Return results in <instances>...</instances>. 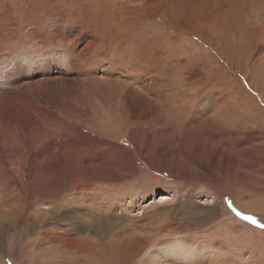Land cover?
<instances>
[{
	"label": "rangeland",
	"instance_id": "1",
	"mask_svg": "<svg viewBox=\"0 0 264 264\" xmlns=\"http://www.w3.org/2000/svg\"><path fill=\"white\" fill-rule=\"evenodd\" d=\"M82 2L0 0V264H56L49 234L70 237L69 264H186L187 250L192 264H264V228L221 195L264 224V0ZM60 46L79 51L69 62ZM133 90L161 109L133 117ZM63 126L130 156L93 145L99 158L58 164L47 146ZM149 188L170 195L134 216Z\"/></svg>",
	"mask_w": 264,
	"mask_h": 264
},
{
	"label": "snow or ice",
	"instance_id": "2",
	"mask_svg": "<svg viewBox=\"0 0 264 264\" xmlns=\"http://www.w3.org/2000/svg\"><path fill=\"white\" fill-rule=\"evenodd\" d=\"M79 7L81 10H86L88 8V4L86 0L82 2ZM53 48H56L57 45L53 44ZM62 48L61 55L71 62L72 57L75 56L76 52L79 51L78 48L72 49L71 51H68L67 49L63 48V46H60ZM86 59V58H84ZM92 61H87L86 63H75V67L77 70L81 72L85 71H92ZM6 68H0V71H4ZM199 73L198 72H193L191 74V79H197L199 78ZM183 75L181 76V79H184ZM180 81H177L179 83ZM247 85V82H245ZM167 87L170 89V94L173 96L175 99L179 94L177 93L176 89L171 85L168 84ZM155 94V92L153 93ZM143 104V97L135 92V90L130 91L126 97V106L127 109L130 113H132L133 117L137 114L139 109L141 108ZM222 110H230L231 105L228 103V98H224V103L221 105ZM59 123V122H57ZM72 132V129L68 128L67 126L63 127H58L54 132L51 133L49 139L50 143L47 146L48 151H51L52 149H57L58 152L55 154V159L58 164H64L66 161L67 162H72L76 163L81 160H87V159H92V158H99V157H94L93 152L91 150V146L97 145L99 147H105L109 148L112 150V152L116 153L117 155L121 156L125 160L128 159L130 154L124 152V148H116L114 145H108V144H103L102 142L95 141L89 139L87 136H80L78 139H73L70 135ZM109 153H104L105 156H107ZM39 171H44V169H39ZM205 183H208L209 188H212L215 184V178L211 173L209 174L208 180L205 181ZM188 185L185 184L184 188H187ZM184 189H181V192H183ZM219 191V189H217ZM133 195H137L136 193H133ZM170 195V193H165L162 192L159 189H156L153 191L151 188L147 189L145 192H142L137 195V199L133 203V207L130 209L132 214L135 215H140L138 212V209L136 205H143L147 206L148 202L151 200H157L160 197H165L167 198ZM205 194H201L199 196L196 195H189L187 198H182L178 201L177 206H176V211H180L182 209H186L188 207V203L192 200H199L200 203L202 204H211L212 201L210 199H205ZM223 196L224 204L229 209L232 211L236 216L241 217L243 220L247 221L248 223L255 225L259 228H264V224L258 223L256 219H254L251 216H243L237 209L235 208L233 204V200L228 197L227 194L221 193ZM131 199V196L129 197ZM163 203V201H161ZM120 209L117 208L116 211H119ZM162 211H168L167 209H163ZM197 211L208 213V214H213L217 215L218 214V209L217 208H204V209H197ZM76 213L75 212H69L66 214L64 219L70 224V225H75L77 221L75 220ZM192 255L191 250H187L185 252L186 256V264H192V261L190 259ZM151 259V258H150ZM148 264V262H146ZM153 264H158V262L154 261Z\"/></svg>",
	"mask_w": 264,
	"mask_h": 264
},
{
	"label": "bare ground",
	"instance_id": "3",
	"mask_svg": "<svg viewBox=\"0 0 264 264\" xmlns=\"http://www.w3.org/2000/svg\"><path fill=\"white\" fill-rule=\"evenodd\" d=\"M56 43H58V42H56ZM40 56H41V55H40ZM148 75H149V74H148ZM107 81H108V80H107ZM147 81H148V80H147ZM95 82H96V81H95ZM152 82H153V81H152ZM113 83H115V82H113ZM153 84H154V83H153ZM162 84H163V83H162ZM108 85H109V84H108ZM117 86H118V85H117ZM108 87H109V86H108ZM112 87H113V86H112ZM114 87H115V85H114ZM114 87H113V88H114ZM109 88H110V87H109ZM113 88H112L111 90H113ZM115 88H116V87H115ZM162 88H163V87H162ZM107 90H110V89H107ZM114 90H116V89H114ZM114 92H115V91H114ZM165 93H166V92H165ZM109 94H110V93H109ZM115 94H116V93H115ZM158 94H159V93H158ZM163 97H164V96H163ZM165 98L168 99L169 96H166ZM165 98H164V99H165ZM176 98H177V100H176V99H173V96H172V97L170 98V100H169V99H168V100L171 101L173 105H174L173 101H176V102H175V105H178V103H179V105H181L182 102H180V99H178V97H176ZM180 98H182V97L180 96ZM108 99H109V98H108ZM156 99H157V98H156ZM114 100H115V99H114ZM158 100H159V99H158ZM148 101H149V100H148ZM152 101H153V100H152ZM157 102H158V101H157ZM158 103H159V102H158ZM143 104H144V106H145L144 109L147 110V111H150L153 107L155 108V111L158 110V106H159V104H157V103L154 104V102L151 103V100H150L149 103H147V101H145V102H143ZM219 104H220V102H219ZM153 105H154V106H153ZM159 108H160V106H159ZM160 109H161V108H160ZM152 113H153V112H152ZM156 113H158V112H156ZM95 205H96V204H95ZM58 213H59V212H58ZM91 214H92V213H91ZM66 231H67V230H66ZM68 234H69V233H65L64 235H68ZM45 235H46V234H45ZM70 235H71V234H70ZM49 236H50V234H49ZM49 236H48V235L44 236V240H45L48 244H50V245H51V244H52V245H55V244H56V245H57L58 242H59L58 245H60V248H59V247L56 248V249H60V253L54 252V254H53V259H54V261L56 262V264H57V263H58V264H66V263L69 264L68 262H69L70 260H65L64 258H65L66 256H65V254H61V252L64 250V249L62 250L63 245H64V247H65L67 244L71 247L70 249H74V250H75V247H73L71 244H69V243H70V242H69L70 240L67 241L68 243H67V242L63 243L65 239L68 240L70 237H69V238H65V239H63L64 237H62V238L60 237V240L58 239V240H59V241H58L57 239H55L56 237H55V238H53V237L50 238ZM71 238H72V237H71ZM50 239H51V242L49 241ZM56 240H57V241H56ZM66 240H65V241H66ZM71 240H72V241H75V240H73V239H71ZM77 240H78V239H77ZM77 240H76V241H77ZM62 241H63V242H62ZM76 241H75V242H76ZM85 241H87V240H85ZM85 241H83V242H85ZM49 242H50V243H49ZM75 242H74V243H75ZM66 243H67V244H66ZM79 243H81V242H79ZM87 243H89V242H87ZM87 243H86V244H87ZM83 244H85V243H83ZM68 245H67V247L69 248ZM87 245H88V244H87ZM88 246H89V245H88ZM112 246H113V245H112ZM64 247H63V248H64ZM76 248H77V251H78L79 254L82 253V252H85V254H84L83 257L90 258V256L92 257V256L95 254V253H94L93 255H92V253L90 254V252H87V251L85 250V248L83 249V247H82L83 250H82L81 248H79V247H76ZM46 249H47V248H46ZM171 249H172V248H171ZM117 250H118V249H117ZM120 250H121V249H120ZM172 250H173V249H172ZM66 251H67V250H66ZM119 252H120V251H118V253H119ZM67 253H69V252L67 251ZM70 254H71V253H70ZM74 254H75V253H74ZM74 254H73V255H74ZM79 254H78V255H79ZM70 256H71V255H70ZM95 256H96V255H95ZM44 257H45V256H44ZM41 258H42V257H41ZM78 258H80V257H78ZM78 258H77V259H78ZM68 259H69V258H68ZM71 259H72V257H71ZM73 259H74V258H73ZM77 259H76V260H77ZM74 260H75V259H74ZM74 260H73V261H74ZM78 260H79V259H78ZM95 260H96V259H95ZM73 261H72V262H73ZM80 261H81V260H80ZM80 261H79V262H80ZM49 262H50V261H49ZM74 262H75V261H74ZM41 264H42V263H41ZM49 264H50V263H49ZM210 264H211V263H210Z\"/></svg>",
	"mask_w": 264,
	"mask_h": 264
}]
</instances>
